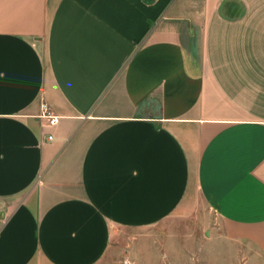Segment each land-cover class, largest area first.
I'll list each match as a JSON object with an SVG mask.
<instances>
[{"label":"crops","instance_id":"obj_1","mask_svg":"<svg viewBox=\"0 0 264 264\" xmlns=\"http://www.w3.org/2000/svg\"><path fill=\"white\" fill-rule=\"evenodd\" d=\"M201 205L264 255V0H0V264Z\"/></svg>","mask_w":264,"mask_h":264},{"label":"rangeland","instance_id":"obj_2","mask_svg":"<svg viewBox=\"0 0 264 264\" xmlns=\"http://www.w3.org/2000/svg\"><path fill=\"white\" fill-rule=\"evenodd\" d=\"M222 231V222L201 205L186 218L147 229L115 228L97 264H264L263 254L225 240Z\"/></svg>","mask_w":264,"mask_h":264},{"label":"built area","instance_id":"obj_3","mask_svg":"<svg viewBox=\"0 0 264 264\" xmlns=\"http://www.w3.org/2000/svg\"><path fill=\"white\" fill-rule=\"evenodd\" d=\"M41 116L46 118L49 124L57 122V116L50 113L46 103L41 104ZM48 137L51 138V135H48Z\"/></svg>","mask_w":264,"mask_h":264}]
</instances>
